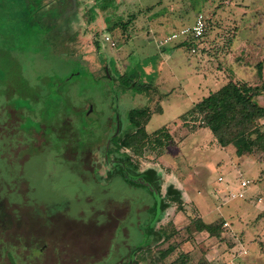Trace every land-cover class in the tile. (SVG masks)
<instances>
[{
  "label": "rangeland",
  "instance_id": "obj_1",
  "mask_svg": "<svg viewBox=\"0 0 264 264\" xmlns=\"http://www.w3.org/2000/svg\"><path fill=\"white\" fill-rule=\"evenodd\" d=\"M11 1L0 0V204L23 211L21 220L7 209L16 264L102 263L110 247L105 264H114L148 240L154 196L103 155L128 110L144 105L141 154L121 150L161 174L160 196L178 188L182 205L169 201L154 226L165 234L133 264H264V141L222 146L180 119L229 80L256 87L264 106V0ZM118 74L146 89H124ZM163 126L172 141L159 147ZM193 217L228 224L214 236L196 231ZM42 245L58 250L42 261Z\"/></svg>",
  "mask_w": 264,
  "mask_h": 264
},
{
  "label": "trees",
  "instance_id": "obj_2",
  "mask_svg": "<svg viewBox=\"0 0 264 264\" xmlns=\"http://www.w3.org/2000/svg\"><path fill=\"white\" fill-rule=\"evenodd\" d=\"M19 1H11L12 4L16 5L14 6L15 9L25 7V0H22L21 3ZM91 8L94 10V6ZM95 45L97 48L99 47L97 43ZM103 69L105 76L113 80L108 64ZM117 78L122 82L124 89H130L134 92L146 89L145 86L128 74H118ZM258 94L259 90L256 87L229 80L198 100L180 116V119L185 123L188 118H193L197 122V126L194 127L209 128L222 146L234 144L237 147L250 149L264 141V131L259 126V121L264 119V106L255 100V96ZM149 115L148 105L129 109L127 112L128 125L112 132L108 136L107 143L103 145V155L109 161L114 160V164L121 168L126 181L131 185L148 186L154 196V212L146 224V237H148V240L145 243L137 244L135 247L138 250L148 248L149 240H157L165 234L164 230L161 229L155 231L154 226L165 209L169 207V201L178 202V205H182L181 191L173 186L167 189L164 196L159 194L160 199L157 205L154 189L159 193L162 182L161 174L153 167L139 170L138 164L132 159L131 154L128 151L121 150L126 148L136 155L141 154L142 141L148 135L144 123L148 120ZM166 128L163 126L154 130L158 135L154 140L159 147H163L166 143L172 141V135L168 130H165ZM223 221L219 219L215 222H205L200 217H193L190 223L196 231H205L210 235L218 236ZM174 249L175 247L172 244L165 249H160L156 259L166 258ZM198 264H208V262L204 260Z\"/></svg>",
  "mask_w": 264,
  "mask_h": 264
},
{
  "label": "flooded vegetation",
  "instance_id": "obj_3",
  "mask_svg": "<svg viewBox=\"0 0 264 264\" xmlns=\"http://www.w3.org/2000/svg\"><path fill=\"white\" fill-rule=\"evenodd\" d=\"M2 202V201H1ZM0 202V203H1ZM21 203V201H20ZM19 205V208L18 206H13V207H10L9 204H0V264H16V260L14 258V249L12 247V242H11V239L10 238H7V235H8V231L10 229V225L11 224H14V219H13V216L10 213V210L13 209L12 211L14 212V214L16 215L15 217H17V219L20 217V219L22 220L23 218V215H22V212H21V204H18ZM9 207V208H8ZM7 209H10L9 211ZM18 212V214H17ZM150 217V216H149ZM43 238V237H42ZM17 239L19 240V243H22V240L24 239V236L21 235H18L17 236ZM10 246H9V245ZM50 247L47 246V249L44 245H42L41 247H38L37 249L34 248L36 250V254L37 255H40L41 256V259L43 261L44 257H46L47 255L50 254V251L52 250V254H54L58 248L57 247H52V249L50 250L49 249ZM134 247L128 258L126 260H121L120 262L116 261L114 264H133V261H132V257L135 253V251H137L138 249ZM38 250V251H37ZM45 250H50L49 252L45 253ZM133 250H135L133 252ZM111 247L109 249V252L107 254V256L105 258H103V261L101 263L100 262H97L95 264H105L107 263V261L109 260L110 257H112V254L113 252L111 251ZM21 264H31L30 261H27L26 262H21ZM43 264V262H42Z\"/></svg>",
  "mask_w": 264,
  "mask_h": 264
},
{
  "label": "built area",
  "instance_id": "obj_4",
  "mask_svg": "<svg viewBox=\"0 0 264 264\" xmlns=\"http://www.w3.org/2000/svg\"><path fill=\"white\" fill-rule=\"evenodd\" d=\"M199 23V26L198 27H200V21L198 22ZM200 32L199 31H197V29H196V35H198ZM248 180H246V179H242L241 181H240V186L241 187H246L247 186V184H248ZM243 192L242 191H238V192H231L230 193V196L231 197H243ZM228 223L227 222H223V225L224 226H226Z\"/></svg>",
  "mask_w": 264,
  "mask_h": 264
},
{
  "label": "water",
  "instance_id": "obj_5",
  "mask_svg": "<svg viewBox=\"0 0 264 264\" xmlns=\"http://www.w3.org/2000/svg\"><path fill=\"white\" fill-rule=\"evenodd\" d=\"M154 192H155V195H156L157 205H158V203H159V199H160V196H159V193L157 192L156 189H154ZM134 251H135V250H133V252H134Z\"/></svg>",
  "mask_w": 264,
  "mask_h": 264
}]
</instances>
